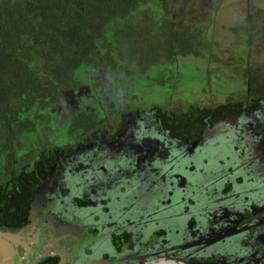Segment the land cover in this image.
<instances>
[{
    "label": "flooded vegetation",
    "instance_id": "obj_1",
    "mask_svg": "<svg viewBox=\"0 0 264 264\" xmlns=\"http://www.w3.org/2000/svg\"><path fill=\"white\" fill-rule=\"evenodd\" d=\"M120 81L129 104L64 93L59 118L92 109L90 125L4 167L0 264H264V95L183 115Z\"/></svg>",
    "mask_w": 264,
    "mask_h": 264
},
{
    "label": "trees",
    "instance_id": "obj_2",
    "mask_svg": "<svg viewBox=\"0 0 264 264\" xmlns=\"http://www.w3.org/2000/svg\"><path fill=\"white\" fill-rule=\"evenodd\" d=\"M198 5V0H0V177L4 167L10 172L44 142L64 93L106 76L122 84L151 66L208 55L210 26L190 16ZM254 14L231 30L246 34L256 21L264 25ZM259 68L245 69L244 76L250 90L264 95ZM91 110L77 115L90 122Z\"/></svg>",
    "mask_w": 264,
    "mask_h": 264
},
{
    "label": "rangeland",
    "instance_id": "obj_3",
    "mask_svg": "<svg viewBox=\"0 0 264 264\" xmlns=\"http://www.w3.org/2000/svg\"><path fill=\"white\" fill-rule=\"evenodd\" d=\"M198 1L201 5L195 8L197 14L191 13L190 16L194 17L195 21L204 20V23L210 26L211 44L208 55L179 57L173 63L149 67L145 75L124 78L121 87H124L130 96H134L131 99L132 104L142 109L155 105L164 110L168 108L167 110L170 111H184L189 105L204 106L209 102L222 104L226 100H242L248 84L244 70L254 71L260 67L257 70L264 75V36L261 33L264 25L256 21L246 34L244 29H239L238 34L231 30L235 26L244 24L249 13H255V16L264 19V0ZM201 7L209 12L198 14ZM208 17L210 24L206 22ZM109 80L110 77L106 76L103 82L97 81L94 85L96 88L101 85L107 87V95L111 99L118 97L124 104H129V97L112 91L117 86L114 83L111 85ZM100 94L101 92L98 93L97 90L92 92L93 97ZM94 105L101 110L104 104L102 101H97ZM81 111L85 113L88 110ZM63 116H65L63 120L58 117L51 119V123L55 122V124L52 130L45 134L44 142L40 143V146L36 144L27 154H35L37 148L47 150L53 146H63L73 139L69 136L73 133H69L68 130L72 131L76 124L80 123L85 128L90 125L88 118L85 119L87 117L85 114L81 117L77 114L74 118L70 117L73 123L67 115L63 114ZM91 116H93L92 112ZM95 117L99 118L102 115L96 114Z\"/></svg>",
    "mask_w": 264,
    "mask_h": 264
}]
</instances>
